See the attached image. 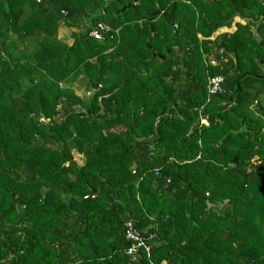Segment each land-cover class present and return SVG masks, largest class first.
<instances>
[{"label":"trees","instance_id":"trees-1","mask_svg":"<svg viewBox=\"0 0 264 264\" xmlns=\"http://www.w3.org/2000/svg\"><path fill=\"white\" fill-rule=\"evenodd\" d=\"M256 2L0 0V264H264V81L233 106L234 66L207 67L199 38ZM235 40L252 70L264 50ZM129 221L150 258L128 255Z\"/></svg>","mask_w":264,"mask_h":264},{"label":"flooded vegetation","instance_id":"flooded-vegetation-1","mask_svg":"<svg viewBox=\"0 0 264 264\" xmlns=\"http://www.w3.org/2000/svg\"><path fill=\"white\" fill-rule=\"evenodd\" d=\"M204 1L208 3L217 4V3H220L221 0H204ZM256 3L257 4L252 5V6L249 5L253 9H250L248 5H245L241 9H237L234 13L233 18L229 20L228 24L222 28L217 29L211 35V37L205 38L204 36L199 35L200 41H207L208 42L207 47L212 51L211 54H207V53L203 54L204 61L207 67L209 65L213 67L219 66L221 68L224 65L234 66V68L230 72L232 75H235V80H237L238 77H241L242 75L246 73H256L259 75L263 74L264 68H261L259 64L257 63V61L259 60L264 61V58L262 59L254 58L253 60L254 66L252 70L244 72L240 68L239 59L236 57L235 53L231 51H227L225 48V45H231L232 48L234 47L233 43H236L235 38H236L237 32H239L240 29L243 27L245 29L248 28L249 32L254 38V41L256 42V44L253 47L255 49L254 51L264 50V0H257ZM252 12L253 14H251ZM250 21L252 22V24H250ZM227 40H231V43L228 44V42L230 41H227ZM212 60L215 61L214 65L211 62ZM237 64L239 68V74H234ZM222 77H223L224 92L221 94H224L226 80L224 76ZM221 94H218V95H221ZM210 98L212 97H209V99ZM258 104L259 103L257 101L254 106L256 107L258 106ZM201 123L204 125H207L206 119L202 118Z\"/></svg>","mask_w":264,"mask_h":264},{"label":"built area","instance_id":"built-area-1","mask_svg":"<svg viewBox=\"0 0 264 264\" xmlns=\"http://www.w3.org/2000/svg\"><path fill=\"white\" fill-rule=\"evenodd\" d=\"M111 31V28L105 23H99L92 27L89 36L97 41H103L105 34ZM215 64V61H211ZM207 92L209 97L216 96L224 92L223 89V77L214 76L209 77L207 84ZM126 239L132 243V246L128 249V255L135 261L136 256L141 252L145 253L150 258L152 251V245L148 243L145 237L135 228L133 221H129L126 224Z\"/></svg>","mask_w":264,"mask_h":264},{"label":"water","instance_id":"water-1","mask_svg":"<svg viewBox=\"0 0 264 264\" xmlns=\"http://www.w3.org/2000/svg\"><path fill=\"white\" fill-rule=\"evenodd\" d=\"M134 4H131V6H133ZM250 24H252V22L250 21ZM177 33V32H175ZM154 57H156V55H154ZM257 63L259 64V66L261 68H264V61L263 60H259L257 61ZM234 74H239V68H238V64H237V67L234 71ZM246 77H252L256 80H259V81H264V72L263 74L259 75V74H256V73H246L244 75H242L241 77H238V79L236 80V85H235V91L233 92V94L231 95L230 97V102L232 103L233 106H235L237 104L236 102V96L238 93H240L241 91V83L243 82V80L246 78ZM192 89H197L196 86L194 87H191L189 88L183 95H182V100L186 103V109L190 110L191 109V102L189 101L188 99V96L190 95ZM232 106V107H233ZM79 116L81 117H86L87 115L85 113H81L79 114ZM247 129L246 128H243L242 130L238 131L237 133H243V132H246ZM193 132V129L190 131V134ZM227 138V136H225L222 140H221V143Z\"/></svg>","mask_w":264,"mask_h":264},{"label":"rangeland","instance_id":"rangeland-1","mask_svg":"<svg viewBox=\"0 0 264 264\" xmlns=\"http://www.w3.org/2000/svg\"><path fill=\"white\" fill-rule=\"evenodd\" d=\"M78 32L79 30L77 28H69L64 24H62L61 34L59 33V39L61 42L71 45L74 42L73 34ZM72 88L82 98L88 99L93 95V91L90 92L85 91V89L81 88V85H79L78 83L75 84ZM79 110L81 111L83 109L79 108ZM75 158H77L80 165L83 164L82 159L79 157L78 154L75 155Z\"/></svg>","mask_w":264,"mask_h":264},{"label":"crops","instance_id":"crops-1","mask_svg":"<svg viewBox=\"0 0 264 264\" xmlns=\"http://www.w3.org/2000/svg\"><path fill=\"white\" fill-rule=\"evenodd\" d=\"M61 27H62V25H61ZM61 27H60V29H59V33H60V34H61ZM59 40H60V39H59ZM76 159H77V158H76ZM81 159H82V158H81ZM82 163L84 164L83 160H82ZM83 164H82V165H83ZM82 165H81V166H82Z\"/></svg>","mask_w":264,"mask_h":264}]
</instances>
